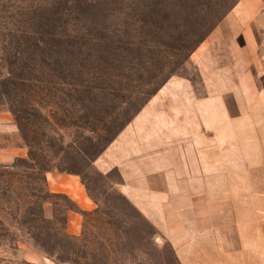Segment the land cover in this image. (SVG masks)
Masks as SVG:
<instances>
[{
  "label": "rangeland",
  "instance_id": "obj_1",
  "mask_svg": "<svg viewBox=\"0 0 264 264\" xmlns=\"http://www.w3.org/2000/svg\"><path fill=\"white\" fill-rule=\"evenodd\" d=\"M233 3L210 0L184 11L177 0H0V102L42 146L52 145L56 164L79 175L97 204L81 213V233L71 235L77 240L58 246L65 203L49 197L40 234L55 256L12 229L0 240V264H180L170 243L119 193L117 172L104 175L93 162L169 79L197 83L189 58ZM247 133L264 138V129ZM247 152L261 153L259 146ZM38 158L36 152L9 166ZM260 163L249 167L262 170Z\"/></svg>",
  "mask_w": 264,
  "mask_h": 264
},
{
  "label": "crops",
  "instance_id": "obj_2",
  "mask_svg": "<svg viewBox=\"0 0 264 264\" xmlns=\"http://www.w3.org/2000/svg\"><path fill=\"white\" fill-rule=\"evenodd\" d=\"M209 1L177 0L184 11ZM189 62L200 84L169 79L93 166L104 175L117 172L119 193L170 243L180 264H264V169L249 167L264 166V138L247 133L264 129V0H234ZM249 146L261 153L247 152ZM27 158L13 115L0 102V165ZM46 179L52 194L82 212L95 210L79 175L49 171ZM82 224L81 213L71 211L68 233L79 235Z\"/></svg>",
  "mask_w": 264,
  "mask_h": 264
},
{
  "label": "trees",
  "instance_id": "obj_3",
  "mask_svg": "<svg viewBox=\"0 0 264 264\" xmlns=\"http://www.w3.org/2000/svg\"><path fill=\"white\" fill-rule=\"evenodd\" d=\"M145 104L142 107H144ZM141 109L139 111H141ZM139 111L137 113H139ZM11 112L15 115L16 124L21 133V137L28 147L29 158H31V155L34 156L36 152L38 153L39 158L33 163H31V161L28 166H21L18 168L14 166L0 165V240L5 236V232L12 229H18L29 235L30 239L35 244L39 245L47 255L54 257L55 247L47 238H43L40 234L43 229L42 225L47 224V220L44 219L43 204L48 203L49 197L62 200L65 203L64 209L66 215L63 221L57 222V226H60V230H58V228L55 229L56 235L58 236V246L64 242L71 245L77 240V237L69 235L66 231L68 213L70 211H77L85 215L86 212L80 211L76 204L67 196L52 194L49 191L46 179L47 172L59 171L69 174L74 173L67 167L62 166V164H56L58 158L54 160L53 156L48 152V150L52 148V145L46 144L42 146L41 142L34 137V132H31L24 127L20 118L12 108ZM125 127H123L118 134ZM60 128L64 129L65 126L61 125ZM116 136L110 141V143L116 138ZM72 149L77 154H79V152L84 155L86 154V152L79 146H77V148L74 146ZM59 163H62V161ZM15 241H17L16 243H19V240Z\"/></svg>",
  "mask_w": 264,
  "mask_h": 264
}]
</instances>
